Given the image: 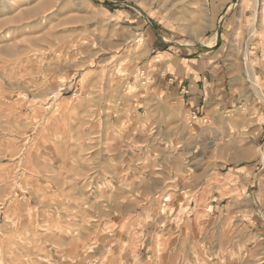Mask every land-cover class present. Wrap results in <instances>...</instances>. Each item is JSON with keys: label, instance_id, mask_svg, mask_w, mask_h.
Masks as SVG:
<instances>
[{"label": "rangeland", "instance_id": "rangeland-1", "mask_svg": "<svg viewBox=\"0 0 264 264\" xmlns=\"http://www.w3.org/2000/svg\"><path fill=\"white\" fill-rule=\"evenodd\" d=\"M260 1L0 0V264H264ZM145 23L182 47L220 27L232 106L196 125L126 114L151 89ZM256 164V218L181 193Z\"/></svg>", "mask_w": 264, "mask_h": 264}, {"label": "crops", "instance_id": "crops-1", "mask_svg": "<svg viewBox=\"0 0 264 264\" xmlns=\"http://www.w3.org/2000/svg\"><path fill=\"white\" fill-rule=\"evenodd\" d=\"M222 19L223 17L220 18L219 25ZM139 30L137 35L142 39L140 68L142 74L149 77L151 89L140 93L134 91L129 97V106L123 108L126 114L132 113L137 119L148 116L151 121L157 118L160 124L167 111L176 110L196 125L232 106L233 96L227 92L222 68L224 63L219 58L223 44L220 27L216 33L217 38H213V42L217 41L213 46L201 44L198 47L190 46L191 48L177 46L175 42L172 45L166 44L164 37L151 23L150 26L142 24L138 27ZM116 107L118 109V106L114 107L117 114L114 125L123 123L128 118ZM80 114L90 116L91 113ZM257 166L233 169L222 176L216 174L214 168H209L205 175L194 180L195 184L187 185L186 190L181 193L205 194L212 210H220L221 206L223 213L226 211L230 214L239 210L241 215L256 218L257 211L246 210V206L255 201L254 193L250 191L244 196L242 193L244 189H251L255 185ZM190 205H193L192 201Z\"/></svg>", "mask_w": 264, "mask_h": 264}, {"label": "bare ground", "instance_id": "bare-ground-1", "mask_svg": "<svg viewBox=\"0 0 264 264\" xmlns=\"http://www.w3.org/2000/svg\"><path fill=\"white\" fill-rule=\"evenodd\" d=\"M255 2H256L255 3L256 4V8H258L261 5V1L260 0H255ZM262 98H264V96H262Z\"/></svg>", "mask_w": 264, "mask_h": 264}]
</instances>
